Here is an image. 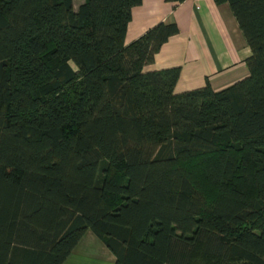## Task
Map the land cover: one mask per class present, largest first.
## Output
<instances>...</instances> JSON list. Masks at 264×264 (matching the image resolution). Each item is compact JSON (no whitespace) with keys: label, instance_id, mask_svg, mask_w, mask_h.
Here are the masks:
<instances>
[{"label":"trees","instance_id":"16d2710c","mask_svg":"<svg viewBox=\"0 0 264 264\" xmlns=\"http://www.w3.org/2000/svg\"><path fill=\"white\" fill-rule=\"evenodd\" d=\"M215 1L250 73L176 93L180 67L145 69L176 24L125 43L142 0H0V264L87 231L116 264H264V0Z\"/></svg>","mask_w":264,"mask_h":264},{"label":"crops","instance_id":"0c3cea01","mask_svg":"<svg viewBox=\"0 0 264 264\" xmlns=\"http://www.w3.org/2000/svg\"><path fill=\"white\" fill-rule=\"evenodd\" d=\"M160 22L176 24L147 71L180 67L176 93L204 87L224 89L247 77L252 55L247 39L228 3L215 0H142L132 10L125 38L131 44ZM63 264H116V256L92 231H87Z\"/></svg>","mask_w":264,"mask_h":264},{"label":"rangeland","instance_id":"374dc122","mask_svg":"<svg viewBox=\"0 0 264 264\" xmlns=\"http://www.w3.org/2000/svg\"><path fill=\"white\" fill-rule=\"evenodd\" d=\"M85 0H74V7L76 10L79 9V6L84 3ZM74 65V64H73ZM75 66V65H74Z\"/></svg>","mask_w":264,"mask_h":264}]
</instances>
